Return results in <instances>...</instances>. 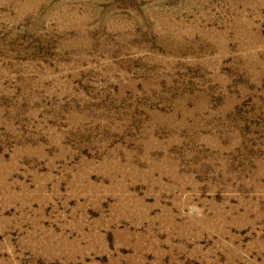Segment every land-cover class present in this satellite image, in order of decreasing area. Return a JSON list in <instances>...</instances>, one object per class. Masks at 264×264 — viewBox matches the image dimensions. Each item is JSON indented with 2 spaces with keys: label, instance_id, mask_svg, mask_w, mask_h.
<instances>
[{
  "label": "rangeland",
  "instance_id": "obj_1",
  "mask_svg": "<svg viewBox=\"0 0 264 264\" xmlns=\"http://www.w3.org/2000/svg\"><path fill=\"white\" fill-rule=\"evenodd\" d=\"M0 264H264V0H0Z\"/></svg>",
  "mask_w": 264,
  "mask_h": 264
}]
</instances>
